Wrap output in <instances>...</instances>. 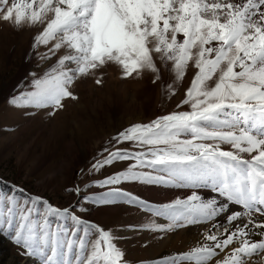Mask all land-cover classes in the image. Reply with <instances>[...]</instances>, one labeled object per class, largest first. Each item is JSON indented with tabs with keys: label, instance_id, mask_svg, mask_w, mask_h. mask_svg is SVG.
<instances>
[{
	"label": "snow or ice",
	"instance_id": "snow-or-ice-1",
	"mask_svg": "<svg viewBox=\"0 0 264 264\" xmlns=\"http://www.w3.org/2000/svg\"><path fill=\"white\" fill-rule=\"evenodd\" d=\"M0 22L17 30L40 25L33 49L63 50L33 79V90L9 101L17 108L55 115L65 99H78L70 90L76 80L93 76L101 85L98 74L109 65L122 79L152 74L170 99L174 85L195 69L177 105L188 110L128 126L113 140L130 148L114 145L92 168L133 161L96 187L170 185L189 194L156 209L118 187L93 200H120L169 221L147 230L210 225L202 242L165 264H264V0H0ZM162 70L174 77L171 83ZM203 188L223 203L204 199L196 191ZM230 205L241 210L229 212ZM221 215L226 225L218 222ZM49 217L70 219L72 230L53 228ZM0 234L38 264H129L111 231L40 197L21 205L0 195Z\"/></svg>",
	"mask_w": 264,
	"mask_h": 264
},
{
	"label": "rangeland",
	"instance_id": "rangeland-1",
	"mask_svg": "<svg viewBox=\"0 0 264 264\" xmlns=\"http://www.w3.org/2000/svg\"><path fill=\"white\" fill-rule=\"evenodd\" d=\"M41 31L40 25L17 30L0 22V195L14 196L21 205L27 204L30 197H40L58 209L69 208L74 215L111 231L129 264H165L174 255L202 242V233L209 224L168 232L147 230L152 224L167 228L169 221L120 200L111 204H97L93 200L118 187L156 209L189 194L191 190L170 185L123 183L96 187L109 176L124 171L133 161L116 162L99 171L92 168L115 147L130 148L128 143L115 145L113 140L128 126L188 110V106L177 108V105L185 98L195 69L190 68L183 82L174 85L176 95L170 99L160 82L152 83V74L146 72L141 79H122L120 69L109 65L98 74L103 78L101 85L95 83L93 76L76 80L70 90L78 99H65L63 108L55 115L49 114L52 109L17 108L9 101L33 90V79L42 78L63 54L61 50L52 55L51 44L33 49L34 37ZM32 52L30 63L24 66ZM46 54L49 58H42ZM162 71L163 80L171 83L174 77ZM196 191L205 199L215 198L223 203L207 188ZM240 210L239 206H229V212ZM49 220L53 228L59 225L72 230L70 219L49 217ZM218 220L227 223L223 215ZM192 230L197 232L195 238L185 236ZM83 234L81 229L80 235ZM23 251L10 236L0 234V264H38L34 258L22 255Z\"/></svg>",
	"mask_w": 264,
	"mask_h": 264
},
{
	"label": "bare ground",
	"instance_id": "bare-ground-1",
	"mask_svg": "<svg viewBox=\"0 0 264 264\" xmlns=\"http://www.w3.org/2000/svg\"><path fill=\"white\" fill-rule=\"evenodd\" d=\"M33 55H34V53L32 52L30 55H29V58L28 59H26L25 60V64H24V66H28V64L30 63V59H32V57H33ZM200 195V194H199ZM202 197H204V196H202ZM205 199V198H204ZM207 199V198H206ZM207 200H209V199H207ZM220 220H218V222H219ZM221 224H223V222H221ZM186 233V232H185ZM184 235V234H183ZM194 235H197V232L195 231V230H192V231H189V233L187 234V235H185V236H188V237H190V236H193L194 238L196 237V236H194ZM178 236V235H177ZM176 237V236H175ZM186 239H187V237H185ZM255 239H259V237H256ZM182 241V240H181ZM179 242V241H178ZM196 242V241H195ZM170 243V242H169ZM165 246V245H164Z\"/></svg>",
	"mask_w": 264,
	"mask_h": 264
}]
</instances>
